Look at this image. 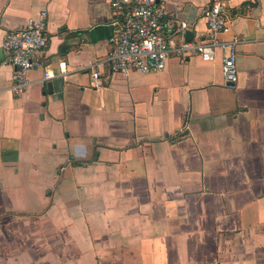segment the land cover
<instances>
[{
	"label": "crops",
	"instance_id": "crops-1",
	"mask_svg": "<svg viewBox=\"0 0 264 264\" xmlns=\"http://www.w3.org/2000/svg\"><path fill=\"white\" fill-rule=\"evenodd\" d=\"M112 1L0 0V264H264V0H219L233 86L222 49L111 72ZM213 1L167 0V38L210 39ZM42 10L55 75L16 93L1 44Z\"/></svg>",
	"mask_w": 264,
	"mask_h": 264
},
{
	"label": "built area",
	"instance_id": "built-area-1",
	"mask_svg": "<svg viewBox=\"0 0 264 264\" xmlns=\"http://www.w3.org/2000/svg\"><path fill=\"white\" fill-rule=\"evenodd\" d=\"M167 0H113L111 5L124 22L108 38L109 52L107 65L111 72L128 76L132 71L142 73L159 72L166 68L172 53L177 55H199L204 60H212L217 49H222L223 74L230 86L238 80L237 46L241 42L238 36L231 41H223L216 36L230 30L225 14V5L219 0L207 5L203 11L209 30L213 36L202 42L183 41L175 45L166 35ZM187 23L182 24L186 28ZM47 10L38 17H31L17 29L7 32L1 48L9 55L16 71L12 77V90L22 92L27 86L26 74L31 69L43 68L45 79L52 78L45 59L48 43ZM63 64L60 72L65 73ZM92 76L98 80L101 72L93 68Z\"/></svg>",
	"mask_w": 264,
	"mask_h": 264
}]
</instances>
